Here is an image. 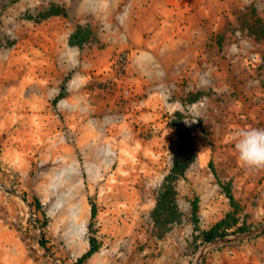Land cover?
Instances as JSON below:
<instances>
[{
  "label": "rangeland",
  "instance_id": "obj_1",
  "mask_svg": "<svg viewBox=\"0 0 264 264\" xmlns=\"http://www.w3.org/2000/svg\"><path fill=\"white\" fill-rule=\"evenodd\" d=\"M263 27L264 0H0V264H77L93 234L84 264H264V169L234 147L264 129ZM211 160L249 231L205 243L233 209Z\"/></svg>",
  "mask_w": 264,
  "mask_h": 264
},
{
  "label": "trees",
  "instance_id": "obj_2",
  "mask_svg": "<svg viewBox=\"0 0 264 264\" xmlns=\"http://www.w3.org/2000/svg\"><path fill=\"white\" fill-rule=\"evenodd\" d=\"M66 13L67 12L65 9L62 11L56 10L53 12L54 15H59V14L67 15ZM263 35H264V27H263ZM91 36H92V32H91V29L89 27L79 25L77 27V29L71 34L70 43L72 45H77V46L82 47L86 42L90 41ZM260 39L264 40V37L262 36ZM59 99L60 98L58 97L56 99V101H58ZM209 166H210L214 176L216 177L219 185L221 186V188L223 189L225 194L228 196L233 209L224 218H222L219 222H217L210 229L201 230V235H202L203 241L205 243H210V242L216 241L218 239L226 238L228 233H229V229H231L233 226L238 225L239 219L237 218V214L240 213V211H241V205L239 204V202L237 201V199L235 198V196L232 192L231 183L225 182L219 178L218 173H217V169L215 167L213 160L210 161ZM170 176L169 177L173 178V180H172L170 185H166V186L164 185V188L168 187L171 189V191L173 192V195H174V203L176 204V196H177L178 192L174 188V181L178 177L184 176V169L183 170H177L175 167H173ZM167 181H169V180H167ZM166 198L167 197L165 195V192H163V189H162V191L160 190L159 195H158V203L156 206V212L159 211V209H161V207L165 205L164 200ZM41 207H42L41 202L38 199H35V208H37L39 210V209H41ZM199 207H200L199 206V198H196V200L193 202V205H192V218H193V221L196 224V226L199 223V216H198ZM97 214H98L97 206L95 203H92V208H91V220H92V222L90 223V227L93 226V221L96 219ZM176 217L177 216H175V220L178 219V217L177 218ZM237 231L240 232L241 234H243V233L248 232L249 228L246 225H240V226H237ZM89 244H90L89 250L86 253H84L77 260V264H84L88 259H90L101 248V243L98 240V238L96 237V234H93L92 236H90ZM42 245L45 246V242H42Z\"/></svg>",
  "mask_w": 264,
  "mask_h": 264
},
{
  "label": "clouds",
  "instance_id": "obj_3",
  "mask_svg": "<svg viewBox=\"0 0 264 264\" xmlns=\"http://www.w3.org/2000/svg\"><path fill=\"white\" fill-rule=\"evenodd\" d=\"M240 161L249 168L264 169V129H241L234 135Z\"/></svg>",
  "mask_w": 264,
  "mask_h": 264
}]
</instances>
